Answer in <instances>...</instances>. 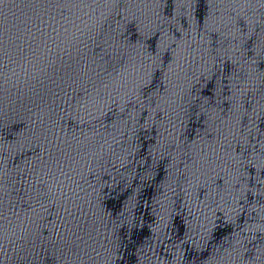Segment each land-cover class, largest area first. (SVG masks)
Returning a JSON list of instances; mask_svg holds the SVG:
<instances>
[{
    "label": "water",
    "instance_id": "95a60500",
    "mask_svg": "<svg viewBox=\"0 0 264 264\" xmlns=\"http://www.w3.org/2000/svg\"><path fill=\"white\" fill-rule=\"evenodd\" d=\"M0 264H264V0H0Z\"/></svg>",
    "mask_w": 264,
    "mask_h": 264
}]
</instances>
